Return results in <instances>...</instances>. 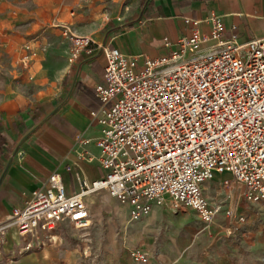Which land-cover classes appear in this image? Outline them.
Segmentation results:
<instances>
[{"label": "built area", "instance_id": "obj_1", "mask_svg": "<svg viewBox=\"0 0 264 264\" xmlns=\"http://www.w3.org/2000/svg\"><path fill=\"white\" fill-rule=\"evenodd\" d=\"M127 2L121 1L120 11L129 9ZM191 22V34L167 41L171 49L165 55H127L104 47L105 71L94 87L101 105L93 112L101 133L77 139L98 147L97 155L87 157L97 161L102 175L82 181L79 191L69 194L62 175L52 171L0 223V247L9 235L18 242L64 222L87 229L91 208L86 196L94 193L108 192L127 204L130 222L147 216L154 203L169 201L194 208L207 226L219 208L207 200L203 184L217 174L231 175L247 201L264 200V36L242 40L234 31L226 36L223 15L216 11ZM205 22L209 27L203 33ZM64 34L71 61L93 53L92 34L77 36L67 29ZM205 39L214 41L203 45ZM8 45L2 42L0 49ZM225 215L245 220L233 207ZM60 239L40 235L23 246L22 254ZM130 255L139 264L150 259L144 247L133 248Z\"/></svg>", "mask_w": 264, "mask_h": 264}, {"label": "crops", "instance_id": "obj_2", "mask_svg": "<svg viewBox=\"0 0 264 264\" xmlns=\"http://www.w3.org/2000/svg\"><path fill=\"white\" fill-rule=\"evenodd\" d=\"M212 11L223 15L226 36L239 28L248 31L246 39L264 36V0L146 1L136 6L126 18L106 20L101 32L93 35L90 43L93 53L69 60L54 98L27 102L0 93V223L9 217L13 208L25 204L32 191L40 187L52 171L62 175L69 194L77 193L82 181L91 182L102 175L103 170L97 161H90L87 157L97 155L98 147L93 143L80 145L77 139L81 134L93 138L101 133V124L93 119V112L98 111L101 105L94 87L104 75V47H117L127 55H165L171 49L166 45L167 41L174 43L188 36L193 28L191 20L205 19ZM208 27V23L202 24L203 33ZM213 41L205 39L202 44L208 45ZM217 175V179L204 182L205 195L219 192V178L225 174ZM100 193L90 195L99 198ZM88 196L86 199L90 202ZM256 207L264 208V200L256 203ZM166 211L163 210V203L153 204L150 213L142 218L144 221L131 223L127 222L129 206L118 203L116 213L119 212V219L103 223L101 218V222H94L87 232L94 244L93 257H99L100 264H139L130 252L135 247H144L150 251L147 264H223L222 259L227 255L230 257L228 264H264V218L256 220L257 228L249 234L247 245H242L244 240L241 236L233 237L232 243H218L214 249L216 256L210 258L208 238L203 235L197 234L196 238H192L158 233L160 238L157 243L155 227L172 223L168 218L169 209ZM120 219L126 225L124 231L121 230ZM149 219L153 223L145 224ZM185 219L179 217L178 222L185 223ZM67 224H58L49 231L37 230L18 242L9 235L0 247V264L77 262L83 256L80 243L64 237L65 232L70 234L67 229H59ZM102 227L105 230L103 236L98 235ZM108 227L114 230L115 246L106 238ZM72 233L75 237L79 235ZM48 234H56L62 238V243L48 244L40 249L34 247L21 254L27 242L35 243L40 235ZM145 236L150 240H146ZM108 243L114 248L110 255V250L106 248ZM89 256L92 257V254Z\"/></svg>", "mask_w": 264, "mask_h": 264}, {"label": "rangeland", "instance_id": "obj_3", "mask_svg": "<svg viewBox=\"0 0 264 264\" xmlns=\"http://www.w3.org/2000/svg\"><path fill=\"white\" fill-rule=\"evenodd\" d=\"M122 0H0V43L8 41V48L0 49V93L21 98L27 102L44 101L56 96L61 79L71 58L70 43L64 34L67 29L70 34L85 36L96 35L103 24L113 18H126L132 14L136 6H141L147 0H128V10L120 11ZM260 1V0H259ZM101 32V31H100ZM238 36L245 40L248 31L239 28L235 30ZM28 44L29 48L25 45ZM27 55L26 61L22 58ZM219 175L216 176V179ZM219 192L205 195L207 200L218 207V213L210 225H206L199 213L192 207H175L171 202L164 201L171 215L186 218L185 223L158 224L156 231L157 243L160 238L158 233L177 236L203 235L208 238V252L210 258L216 256V245L227 242L232 243L233 237L241 236L242 245L248 244L249 234L257 228L256 220L264 218V208L256 207V203L247 201L242 195V189L231 180V175L220 176ZM229 177L228 184H223V179ZM105 192H101V197ZM115 203L104 206L102 209L103 223L110 215L116 214L118 208ZM161 203V204H162ZM260 203V202H259ZM156 204V203H154ZM91 208V226L87 229L75 228L71 222L59 229L69 231L65 238H71L80 243L82 257L71 264H100L99 257H93L94 244L89 240L87 232L93 226L95 213L94 203L89 202ZM245 216L244 221H236L226 217L229 208ZM169 210V211H170ZM114 221V220H113ZM116 221V220H115ZM141 219L137 222H142ZM62 231V230H61ZM104 227L98 235L103 236ZM72 232L79 233L76 237ZM64 239V238H63ZM146 240H150L145 236ZM236 239V238H235ZM154 240V239H151ZM62 243V238L57 240ZM56 242V243H57ZM22 254V252H21ZM92 254V257L89 256ZM89 256V257H86ZM90 258V259H89ZM76 260V258L74 259ZM230 257L224 256L223 264H228Z\"/></svg>", "mask_w": 264, "mask_h": 264}, {"label": "bare ground", "instance_id": "obj_4", "mask_svg": "<svg viewBox=\"0 0 264 264\" xmlns=\"http://www.w3.org/2000/svg\"><path fill=\"white\" fill-rule=\"evenodd\" d=\"M88 199L91 201V203H94V206H95V213L93 215V220L94 222H101V218H102V209L104 208V206H108V205H111L113 203V200L114 198L108 193V192H105L101 197L97 198L93 195H89L88 196ZM163 210L166 211L168 210V208L165 207V205L163 204ZM170 210V209H169ZM110 211V215L109 217L107 218V221L108 222H111V221H115L116 219H119L120 215H119V212H117L115 215L112 214V209H109ZM167 212V211H166ZM171 210L169 211V216L168 218L171 220V222L175 223L179 217H175L173 215H171ZM121 220V224H120V227H121V230L124 231V228L126 225H124V220L120 219ZM127 222H130L129 218L127 220ZM132 223V222H131ZM153 221L151 219L147 220L145 224H152ZM106 238H108L109 240L112 241V245L115 246L116 244V241L113 240L114 238V230L111 228V227H108L107 231H106ZM106 248H108L110 250L109 252V255L110 254H113V247H111L109 245V243L106 245Z\"/></svg>", "mask_w": 264, "mask_h": 264}]
</instances>
